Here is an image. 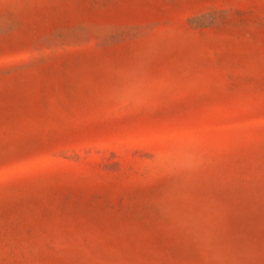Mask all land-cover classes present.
Instances as JSON below:
<instances>
[{"label": "rangeland", "instance_id": "obj_1", "mask_svg": "<svg viewBox=\"0 0 264 264\" xmlns=\"http://www.w3.org/2000/svg\"><path fill=\"white\" fill-rule=\"evenodd\" d=\"M0 264H264V0H0Z\"/></svg>", "mask_w": 264, "mask_h": 264}]
</instances>
